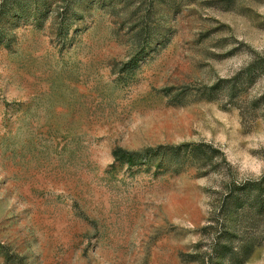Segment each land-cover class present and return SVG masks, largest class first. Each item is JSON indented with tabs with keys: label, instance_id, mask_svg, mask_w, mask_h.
<instances>
[{
	"label": "rangeland",
	"instance_id": "obj_1",
	"mask_svg": "<svg viewBox=\"0 0 264 264\" xmlns=\"http://www.w3.org/2000/svg\"><path fill=\"white\" fill-rule=\"evenodd\" d=\"M199 143L229 166L112 157ZM263 174L264 0H0V264H215L217 193Z\"/></svg>",
	"mask_w": 264,
	"mask_h": 264
},
{
	"label": "trees",
	"instance_id": "obj_2",
	"mask_svg": "<svg viewBox=\"0 0 264 264\" xmlns=\"http://www.w3.org/2000/svg\"><path fill=\"white\" fill-rule=\"evenodd\" d=\"M211 91L216 92L217 88ZM235 86L227 89L229 99L236 98ZM114 161L128 165L142 160H157L160 164L174 166V170L189 163L202 174L218 172L223 165L229 166L225 155L209 144H184L175 148L159 147L142 152H127L116 149L112 152ZM217 207H212L206 227L211 253L215 264H246L252 255L264 246V228L260 217L264 216V174L251 180H228L217 193Z\"/></svg>",
	"mask_w": 264,
	"mask_h": 264
}]
</instances>
